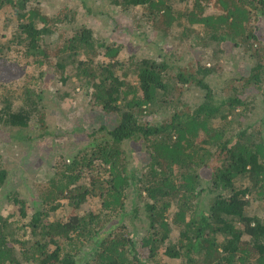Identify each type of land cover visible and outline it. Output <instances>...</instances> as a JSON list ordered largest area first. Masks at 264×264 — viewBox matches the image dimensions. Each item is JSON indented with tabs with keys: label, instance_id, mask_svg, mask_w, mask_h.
<instances>
[{
	"label": "trees",
	"instance_id": "trees-1",
	"mask_svg": "<svg viewBox=\"0 0 264 264\" xmlns=\"http://www.w3.org/2000/svg\"><path fill=\"white\" fill-rule=\"evenodd\" d=\"M68 1L0 0V42L11 29V46L0 44V76L21 63L37 73L20 83L18 107L17 91L5 94L0 143L51 134L44 68H53L58 92L67 58L83 56L70 64L94 113L88 133H71L92 147L60 158L29 200L6 188L11 169L0 154V201L21 214L0 216V264H264V0H184L178 11L167 0H104L110 15L145 10L152 35L144 22L135 34L144 45L152 47L147 34L159 42L155 56L139 48L125 59L123 45L97 41L80 23V7L82 17L92 14L95 0ZM194 45H203L199 60L181 65L189 54L179 49ZM227 45L242 47L250 70L213 88ZM25 78L2 75L0 94ZM92 198L100 208L83 211ZM62 208L66 222H51Z\"/></svg>",
	"mask_w": 264,
	"mask_h": 264
},
{
	"label": "rangeland",
	"instance_id": "rangeland-1",
	"mask_svg": "<svg viewBox=\"0 0 264 264\" xmlns=\"http://www.w3.org/2000/svg\"><path fill=\"white\" fill-rule=\"evenodd\" d=\"M167 1L174 5V9L176 11L184 6V0ZM74 2V0L68 1V3ZM95 2L96 8L93 7L94 13H87V15L83 17V12H86L87 9H83L82 6L80 7V12L82 14L80 15L82 18L80 19V23L84 22L90 29L94 31L93 33L95 34L97 41H106L111 44H116V47H121L123 45L125 47L124 54H122L123 59H125V57H130V55L137 52L139 48L145 51V53L146 51L149 52V54H145V56L147 57L156 55L157 49L156 51H154V48L157 47V44L159 45V42L156 44V38H151V36L147 34L149 36L148 38L152 40V47H150L151 45H144L141 38H138V36H136L138 28L137 26L141 25L140 23L142 22H144L143 24L145 25H143L145 27L144 30L146 29V31L150 34L152 32V29L149 28V18L144 13L146 12L145 10L143 11V9L140 7L131 8V11H129V13L124 14L118 8H110V13H112L110 15L106 12L107 10H109V1L107 2L104 0H95ZM100 4H103V6L99 7ZM58 32L60 33V35L67 36V38H69L73 35L74 31H64L61 29L58 30ZM259 32L260 30L258 31V33ZM259 34L261 37V33ZM10 36L11 29L5 27L3 41H1L0 44H3L4 47H10L11 44L8 43ZM227 46L228 50H230V52L226 56L227 66L225 65V67L223 68L222 72L224 73L222 75H220L221 73L219 72L217 76L213 77L211 83L213 88L224 87L226 83L230 81V79L233 80L232 77H234L233 75H235L236 73L240 75H247L249 73L250 66L248 65L247 59L245 58V53L244 56H242L241 54L242 47H232L231 45ZM61 47V42H58L57 44H54L50 50L52 52H57ZM188 48V46H183V48L179 49V56L189 54L183 59L181 65L190 64L192 63L193 59L199 60L197 58L195 59V55H198L200 52L202 53V50L204 49L203 45H194L192 46V48ZM13 53L15 52H11L9 56H13L14 58ZM150 54H152V56ZM5 55L7 56V52L5 53ZM202 57L206 58L205 53L202 55ZM82 58L83 56L72 57V59L77 60L78 64L79 61L82 60ZM72 59H66L68 66L65 74L68 77V82L67 84L63 85L58 92L56 87L57 77H53L51 75V73L53 72V68H47V66L44 68V71L48 69V73L45 74L44 78H42L43 87L46 90L45 96H47L46 100L48 103L45 122L51 134L37 137L33 142H20V139L16 138L15 140H18V142L16 141L13 143V141L10 140L4 143H0V154L3 155V159L6 161V163L9 164V168L11 169V181L9 180L7 184H5V186L6 188H11L13 191H17V198L23 197L27 200L32 198L34 189L33 185L36 183L38 184L39 179L43 180L44 178H47L49 176L48 174L51 173L48 171V169H53V166H55V164L59 162L60 158L72 160L79 154L80 148H90L93 145V139L91 138L85 140L82 138L77 139L75 136H71V133L73 132H76V134L80 133L81 135L84 133H88L90 131V128L93 126L92 121L94 117V113L91 109L92 106L90 104L91 97L85 93H82L81 90L82 88H84V86L82 82L79 81V79L74 77L75 68L74 66H72V64H70ZM235 62H237L238 64L236 65ZM21 65V70L16 74L11 71V67L8 68L3 74H1V76L5 74L8 75L11 79L14 78L15 80H19V78L22 76L26 77L18 84L16 83L15 85L8 87L10 89H5L3 93L0 94V107L3 112L5 111L3 109L4 107H9L6 103L3 102V100H5V94L11 91V89H13L12 91H17V95L13 98L12 104L14 107H18L21 104L17 102V99L19 97L21 98L18 92L22 93L25 90L24 86L22 87L21 85L27 81H30L37 74L34 73V71H32L31 69H26L27 67H24L23 63H21ZM7 71L9 73H6ZM171 74L173 75L172 72ZM224 77L228 78L224 79ZM11 79L7 82H10ZM221 79H223V81ZM2 80H4L3 77ZM224 80L226 81V83ZM23 81L25 82L20 84ZM53 84H55V87H53ZM87 91L91 93L92 89L90 88ZM249 91H251V89H249ZM55 92L60 97H56L54 94ZM223 96H226L225 91L221 94V97ZM96 118H98V116H96ZM1 124L3 123H0V125ZM79 130H82L83 132H79ZM2 131L0 130V134L3 135ZM57 131H60L61 133L59 134L57 133ZM7 142H10L11 144L9 145L7 144ZM87 152H89V150H87ZM138 162L139 160L135 159V161L131 163V168L137 167L135 165ZM62 202L65 203L66 201ZM32 203L35 202H33L32 200L29 201L30 209L33 205ZM63 207H66V204ZM98 208H100L99 199L92 198L88 200L87 204L83 206L82 210L88 212L91 209L95 210ZM11 214H14V217L9 218L10 221L21 219V214L18 211V204L15 205L14 203H9L8 201H6V199L0 201V216H2L3 218H8ZM67 214L68 209L62 208L56 213H52L49 220L51 222H55L58 220L66 222ZM173 214L174 209L172 207L170 209V213H168L169 220H172ZM30 215L31 214L29 213V217ZM29 217L25 220H22V222H28ZM175 233L176 229H172L171 236H174ZM140 234H142V231H138V233L135 234L136 240L138 236H140ZM171 264H173V262Z\"/></svg>",
	"mask_w": 264,
	"mask_h": 264
}]
</instances>
